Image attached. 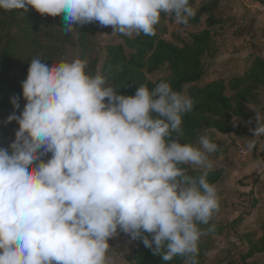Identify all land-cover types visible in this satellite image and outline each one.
Wrapping results in <instances>:
<instances>
[{"label":"clouds","instance_id":"9594fccd","mask_svg":"<svg viewBox=\"0 0 264 264\" xmlns=\"http://www.w3.org/2000/svg\"><path fill=\"white\" fill-rule=\"evenodd\" d=\"M29 6L62 14L66 34L98 22L120 34L152 36L161 13L182 25L196 15L190 0H0L4 11ZM86 69L79 58L48 64L34 57L21 82L26 103L19 116V97L11 98L5 123L16 121L18 130L0 147V264H108V240L118 230L165 262L180 256L197 264L198 225L220 205L207 180L208 154L218 144L206 135L199 146L180 141L192 98L163 81L118 94ZM252 131L264 136L257 113ZM254 148L250 140L246 150ZM182 165L205 171L192 176Z\"/></svg>","mask_w":264,"mask_h":264},{"label":"trees","instance_id":"16d2710c","mask_svg":"<svg viewBox=\"0 0 264 264\" xmlns=\"http://www.w3.org/2000/svg\"><path fill=\"white\" fill-rule=\"evenodd\" d=\"M220 0H204L195 9L196 15L189 24L203 22L205 28L187 35L178 43L166 40V21L171 16L161 13L159 23L155 26V35L143 33L121 36L122 42L105 46V54L100 74L108 85L113 86L118 94L134 95L139 85L152 90L160 82H167L174 91L183 92L193 100L192 111L182 116L181 143L195 146L201 135L218 144L216 154L222 152L215 133H237L239 126L234 118H240L247 124H254L249 105L264 103V58L253 57L248 67L239 76L231 77L227 83L222 80L211 81L199 85L204 75L203 56L212 55L215 51L211 29L221 22L214 17ZM196 0H190L195 7ZM23 10H0V147H8L14 140L18 130L16 121L5 123L13 113L11 98L19 97L20 108L15 110L19 116L26 103L22 96L21 82L26 79L29 63L32 58L39 57L48 64L64 60L69 46L78 49V58L87 61L86 71L95 75L99 59L94 56L95 33L99 23L76 24L71 33L62 30V14L56 17L41 15L30 6ZM167 66L168 73L155 81L147 75ZM229 91V94H227ZM263 95V96H262ZM175 135V133H174ZM172 138H175L174 136ZM259 140V139H258ZM35 163V162H34ZM192 176L201 175L205 169L198 166L182 165ZM207 180L215 184L224 175L221 167L211 168ZM222 203L219 200V205ZM214 225V230L209 231ZM202 235L198 241L197 264H205V255L210 248V235H221L228 228L225 220L214 213L207 225H198ZM149 238H151V234ZM246 249L241 253L242 260L255 254L264 253V211L258 218L257 227L241 235ZM184 257L176 256L170 261H163L153 255L142 241L132 250V257L127 264H183ZM250 264H264L251 261Z\"/></svg>","mask_w":264,"mask_h":264},{"label":"rangeland","instance_id":"374dc122","mask_svg":"<svg viewBox=\"0 0 264 264\" xmlns=\"http://www.w3.org/2000/svg\"><path fill=\"white\" fill-rule=\"evenodd\" d=\"M203 1L204 0H196L194 9H197ZM258 1L264 3V0ZM168 15L171 16L172 20L166 21V34L164 36L166 40L178 43L179 40L185 39L188 34L205 28L203 22L197 25L189 23L187 25L177 24L174 17L171 14ZM214 17L221 19V22L211 29L213 32L212 42L215 51L212 55L206 54L202 58L204 62V75L199 85L217 80H222L227 83L231 77L241 75L248 67L253 57L257 56L264 58V14L253 12L251 8L244 4L243 0H220ZM123 35L124 34L118 32H113L111 26L101 27L99 25V30L95 33L93 51L94 56L99 59L97 63L98 72L101 70L105 46L110 43L122 42L121 36ZM63 58L65 61L78 58V49L75 46L67 47ZM167 73V66H164L147 75V77L155 81L165 76ZM227 94H229V91H227ZM261 98H264V96ZM249 108L252 112L254 124H247L240 118H234L233 121L239 126V131L237 133L227 134L215 133L216 140L220 143L222 152L220 154H216L215 152L208 154V159L213 165L212 168L221 167L224 171L223 177L213 184L217 189L219 200L222 203L219 207V211L221 207H225L228 204L234 207L235 210H238L237 199L240 194H242L231 193V191L222 190V187H220L221 189L219 188V184H222L225 180L226 170L224 167L226 166L228 168L231 163L236 161L238 163H243V161L249 157L259 158L264 155V151L258 156L256 153V144L260 140L264 143V136L254 137L252 131L256 127V113L264 119V103L260 101L256 105H249ZM250 140L255 141V148L253 151H250L245 159H241L238 154V149L240 147L246 148ZM195 146H199V140L196 142ZM51 155V153H47L42 156L41 159L47 162V160L51 158ZM36 163H38V161L34 163V166ZM250 175L258 176L253 182L257 184L260 180V175L258 173L243 175L238 182H243L242 179ZM247 212L249 211H240V215ZM215 214L219 218L218 212H215ZM225 221L227 222V220ZM227 224L229 228L223 234L209 236L211 244L205 255V264H250L251 261L264 263V253L255 254L253 257L246 260H242L241 258V253L246 249L245 242L241 235L253 227H257V225H249L236 232L232 229L231 223L229 224V222H227ZM108 243L110 246L107 252V256L110 258V262L108 263L127 264L126 262L132 257V250L139 243V240H131L127 234L118 230L117 235L109 238ZM183 264H185V262Z\"/></svg>","mask_w":264,"mask_h":264},{"label":"crops","instance_id":"0c3cea01","mask_svg":"<svg viewBox=\"0 0 264 264\" xmlns=\"http://www.w3.org/2000/svg\"><path fill=\"white\" fill-rule=\"evenodd\" d=\"M224 168L226 170L225 180L222 184H219V188L222 187V190L231 191V193L252 192L253 208L249 212L240 215L239 210H235L234 207L228 204L225 207H221L220 211H218L219 218L227 220L229 224L231 223L232 229L236 232L249 225H257L258 218L264 211V155L259 158L249 157L243 163L236 161L231 163L228 168L226 166ZM250 173H258L260 175V180L253 188L249 187L245 182H238L243 175Z\"/></svg>","mask_w":264,"mask_h":264},{"label":"built area","instance_id":"2783aa9c","mask_svg":"<svg viewBox=\"0 0 264 264\" xmlns=\"http://www.w3.org/2000/svg\"><path fill=\"white\" fill-rule=\"evenodd\" d=\"M244 4L251 8L253 12L262 13L264 14V4L258 0H243ZM263 141L260 140L256 144V153L257 156L261 155L264 151ZM253 151V150H252ZM250 151H247L246 148L240 147L238 149V154L241 159H245L249 155ZM258 178L257 175H250L242 179L249 187L253 188L255 179ZM253 205V194L252 192H243L240 194L239 198L237 199V207L238 210L241 212L250 211Z\"/></svg>","mask_w":264,"mask_h":264}]
</instances>
